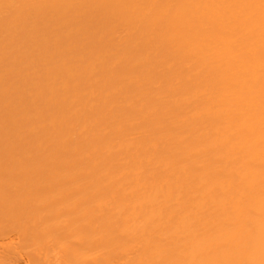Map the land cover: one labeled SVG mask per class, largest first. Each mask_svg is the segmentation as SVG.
<instances>
[{
	"label": "bare ground",
	"instance_id": "obj_1",
	"mask_svg": "<svg viewBox=\"0 0 264 264\" xmlns=\"http://www.w3.org/2000/svg\"><path fill=\"white\" fill-rule=\"evenodd\" d=\"M0 264H264V0H0Z\"/></svg>",
	"mask_w": 264,
	"mask_h": 264
}]
</instances>
